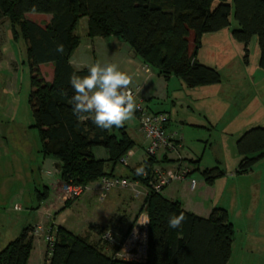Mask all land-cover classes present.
I'll use <instances>...</instances> for the list:
<instances>
[{"label": "trees", "instance_id": "trees-1", "mask_svg": "<svg viewBox=\"0 0 264 264\" xmlns=\"http://www.w3.org/2000/svg\"><path fill=\"white\" fill-rule=\"evenodd\" d=\"M28 14L47 15L52 20L42 27L27 20ZM83 19L89 20L90 39L123 41L159 77L166 80L177 77L189 89L222 83L216 69L198 60L205 35L231 30L232 38L245 46L246 64L249 47L257 39L259 68L264 71V0H233V5L230 0H0V25L8 20L13 41H23L27 47L34 90L31 105L35 128L41 136V153L60 162V178L66 185L88 186L105 176L116 177L106 173L107 164L114 168L122 165V160L136 147L125 124L111 131L101 130L91 120L79 122L72 112L68 101L74 92L69 78L73 73L88 74V70L77 71L71 63L81 45L78 29ZM191 34L196 45L193 54L189 46ZM58 44L64 45L63 54L56 51ZM46 65L54 66L53 83L41 79L39 68ZM63 92L67 95H62ZM98 148L108 152V161L96 158L94 150ZM237 149L242 158L238 175H246L264 159V128L245 133L237 142ZM157 164L156 158L149 159L144 165L146 175H137L136 168L128 179L147 185ZM193 164L199 168L198 162ZM202 175L212 185L226 173L216 168ZM162 194L151 195L139 213L147 212L150 218V250L142 264H229L236 231L228 212L214 209L206 219ZM49 195L50 189L46 187L37 198L38 207ZM181 212L186 217L182 227L170 228L169 217ZM32 232V227L25 229L3 250L0 264H29L34 248ZM113 255L86 238L56 229L51 264H129Z\"/></svg>", "mask_w": 264, "mask_h": 264}, {"label": "rangeland", "instance_id": "rangeland-1", "mask_svg": "<svg viewBox=\"0 0 264 264\" xmlns=\"http://www.w3.org/2000/svg\"><path fill=\"white\" fill-rule=\"evenodd\" d=\"M230 2L233 5V0ZM46 16L28 14L27 20L38 25L41 23L48 25L52 19L48 17L49 21H45ZM7 24L9 22L5 20L0 25V223L2 221L7 223L10 217L5 214L9 210H11L10 215L17 214L14 213L16 203H20L25 208L38 207L37 198L40 193L45 192L48 181L60 178L56 174V165L60 162L55 158L45 157L41 153V136L39 130L35 128L36 121L31 105L34 90L26 44L21 41L15 46L9 35L10 27H7ZM88 24L89 20L83 19L79 25L78 34L81 37V45L76 59L83 63V68H88L99 61L101 64H117L124 72L114 48H110L108 43L92 41L88 37ZM6 32H8L9 39H7ZM208 36L212 38L213 35ZM8 40L12 44V52L16 55L13 66L6 62L7 56L4 55L3 58L1 55V51L6 49ZM207 42L208 44L206 41L202 43L198 51V59L200 63L220 73L222 83L220 88L218 87L220 91L218 94L205 95L203 90L189 89L181 79L172 77L169 80L164 78L148 80L147 87L140 91V96L149 105V109L167 114L177 126L181 127L186 136V147L180 152L183 157L182 165L185 168L193 169L195 167L193 163L198 162L199 167L201 166L204 171L219 168L239 177L238 181H230L228 192L223 196L226 198L228 207L230 206V222L236 231L230 264H264V229L257 228L259 216L255 218L256 211L254 212L253 209L257 194L264 192V180L259 181L264 178V159L256 164L248 174L238 175L242 158L237 149V142L245 133L253 128H264V71L259 68L258 41L254 39L249 47L250 55L247 65L243 44L234 40L232 45L223 43L218 47L213 44L214 42ZM88 45H93L95 52H92V47ZM3 52L5 54L6 50ZM241 68L244 71H241ZM39 70L42 80L48 84L53 83V65H46ZM146 79L147 77H142L137 83H145ZM236 79L239 81L236 82ZM134 87H136L135 81H131L130 88L135 90ZM229 98H232V102H229ZM138 124L139 121L135 114L133 119L125 122L128 133L136 143V147L128 155L130 157L129 166L132 164L145 165L149 160L145 149L147 142L139 129L137 130ZM191 144L200 150L198 161H194L193 156L191 157ZM162 157L163 155L159 154L156 158L157 168L172 170L179 164H176V167L167 168L164 161H161ZM171 158L178 161L177 156ZM112 167L113 165L108 164L106 171L110 172ZM118 167L122 168L121 165ZM203 172L194 173L195 179L204 180L201 174ZM242 176L249 177L242 179ZM218 181L219 179L216 180ZM177 184L168 188L165 195L172 194L174 188L178 187ZM214 184L215 182L212 185ZM216 187L219 189L220 185ZM116 192L118 193L115 194ZM116 192H113L104 203H100L97 196H94L92 206L98 210L107 209L106 212H110L112 210L110 205L114 202L116 195L122 206L114 208L110 218L116 222V225L119 224L118 227L123 232L135 224L143 202L134 199L130 192ZM195 193L183 187L180 193L181 200L186 203L191 201L194 204L197 202L198 197L195 195H198V190ZM223 197L219 194L210 202L216 205ZM239 205L246 206L239 209ZM6 208L7 213H5ZM247 209L250 211L248 214ZM210 216L211 214L206 219ZM42 222L47 225L48 220ZM102 248L107 254L112 252L103 244ZM30 264H44V260L39 257L37 251L33 253Z\"/></svg>", "mask_w": 264, "mask_h": 264}, {"label": "crops", "instance_id": "crops-1", "mask_svg": "<svg viewBox=\"0 0 264 264\" xmlns=\"http://www.w3.org/2000/svg\"><path fill=\"white\" fill-rule=\"evenodd\" d=\"M48 17H50V19H52L51 16H46V18H44L45 21H49ZM26 19H27V15H26ZM40 26L45 27L46 25L41 23ZM7 27H9V24H7ZM6 34H7V39H9L8 32H6ZM212 35H213V36H211L212 38H210L208 35L203 36L202 43H204V41H206V44H208L207 41H209L211 43L214 42L213 44H215L218 47L222 46L223 43H227L229 45H232V43H234L233 42L234 40H232L231 30H226V31H223V32H220L217 34H212ZM213 37H216V38L213 39ZM92 41H96V42L100 41L102 43H108L110 48L112 47L116 50L118 62L124 68V72H126L128 75H130L131 81L132 82L135 81L136 87H134V88H135V91H137L139 94H140L141 90L146 89L148 80H153L154 78L158 79V80H162V77L159 78L154 71H152L151 69L146 67L144 64H142L135 57L131 48L127 44H125L123 41L118 40V39H114V38L109 39V40L95 38V39H92ZM14 43L16 46L18 42H14ZM189 43H190V45H189L190 46V54H193V51H195V48H196L195 36L193 34H191L189 37ZM88 46L89 47L91 46L92 49L94 50V51L92 50V52H95V48L93 45H88ZM5 50H6V52L4 54L3 51H5ZM77 54H78V51L75 53V55L73 56L72 61H71L74 69H76L77 71L88 70L87 67L83 68V63L76 59ZM1 55L3 58H4V55L7 56L5 58L6 62H8L9 64H11L13 66L12 63L15 62L14 57H16V55H15V52H12V44L10 43V40H8V44L6 45V49H3L1 51ZM259 56H260V54H259ZM201 64L204 65V63H201ZM41 67H44V66H41ZM243 67H245L244 64H243ZM241 71H244V69L241 68ZM142 77H147L146 82L142 83V84L137 83L142 79ZM238 81L239 80L236 79V82H238ZM220 86H221V84L217 85V86L205 87V88H196V89H201V91L203 90V92H204L203 94H205V95H207V94L213 95V94H218V92H220L218 90L220 88ZM220 94H222V93H220ZM229 102H232V98L230 99ZM147 106L149 108L148 104H147ZM149 111L156 113V114L163 113V112L153 111V109H149ZM137 127H138L137 130H138L139 124ZM253 129H255V128H253ZM168 130H169L170 134L175 138L177 143L179 142L178 141L179 138H183V142L180 143L181 147L178 148L177 151L171 152V153H161L163 155V157L161 158V161H165L164 162L165 167L171 168V166L176 167V164H178V163L179 164L183 163L182 162L183 157L180 154V152H181V150H183L186 147V145H185L186 136H185L184 132L181 130V127L177 126V124L173 121L172 118H170V121L168 124ZM139 132H140V130H139ZM130 137H131V135H130ZM210 140H211V138H210ZM210 140H209V142H210ZM190 150H191V157L193 156V158L195 159L194 161H198V159L200 158L199 148L198 147L195 148V146L191 144ZM94 154H95L96 158L99 160H102V161H108L109 160V154L104 149H101V148L95 149ZM97 155H98V157H97ZM172 156H177L178 161L176 159H172L171 158ZM128 159H129L128 160V163H129V161H130L129 156H128ZM158 161H160V160H158ZM128 163L121 165L122 168H119L117 166L116 168L112 167L110 172L106 171V170L105 171L107 174L113 173L117 177L131 178L132 177V171L135 170L136 168L140 167V166H139V164L138 165L132 164L131 166H129ZM173 163H175V164H173ZM107 166H108V164H107ZM198 167H199V165H198ZM191 170H192L193 174L196 172H203L204 171V169H201V166L199 168H197L195 166ZM197 170H199V171H197ZM59 171H60L59 170V164H57L56 165V174L59 175V177H60ZM223 172H225V171L223 170ZM227 172H225L226 175L223 178L219 179L218 182L215 181L214 185L207 184L205 179L202 181H198L195 179L194 175L192 174V176L190 177V180L177 184L178 187L174 188L172 194L165 195L166 191L168 189L167 188L163 192L162 195L167 200H169L171 202L180 201L183 205V208L186 211L193 213L195 215H198L200 217H203V218H206L208 215L212 214L213 210L216 208L227 210L228 215H229V219L231 221V214L229 211L230 206L228 207V203L225 200L226 198L223 196L226 195V193L228 192V188L230 187V184H231L230 181H238L240 179H239V177H236L235 175H231ZM244 177L247 178L249 176H242L241 178L245 179ZM191 180L197 181V187L194 191L191 190ZM262 180H264V178L259 179L260 182ZM218 184L220 185L219 189H217V187H216V186H218ZM91 185H92V190H93L91 192V193H93L92 195H87L85 197L83 196L82 198H80L78 200H74V201L71 200L70 201L68 199L69 196H68V193L66 191L67 185L61 181V178H57L56 180L48 181L47 186L50 189L49 198L47 201L41 203V205L39 207H36L33 209L29 208V207L25 208L20 203H16L15 207H14V211H15L14 213H17V214L15 216L10 215L11 210H9V212H8V210L6 208L5 213H7V212L8 213L5 214V216H9L10 218L7 219V223L4 221H2L0 223V253L3 250H5L12 242L16 241L21 236L22 232L25 229L30 228V227H35L37 224L41 223L43 220H48L47 223H49V221L53 220V224L55 225L56 229L61 228V229H64L65 231H67L68 233L72 234L73 236L86 238L89 240V242L92 245H97L98 247H100L103 250H104V248H102V245H101L100 239H99V233H98L99 229L100 230L101 229H112V230L117 231L121 236H124L129 231L130 228L129 229L127 228V230L122 232L118 227L119 224L116 225V222L112 221V218H110L112 211H114V208L122 206V203L120 202L118 197L115 195V198H114L115 200L110 205V206H112L111 207L112 210L110 212H106L107 209L98 210V209L94 208L92 206V202L94 201V196H97V198L99 197V185L97 183H93ZM183 187L185 189L187 187V189H189L192 193H195V192L197 193V190H198V195H195L196 197H198L196 203L193 204L191 201L186 203L185 201L181 200V194L180 193H181V190L183 189ZM219 191H221V192H219ZM218 192H219V194H221V197H223V198L220 199L218 201V203H216V205H214L213 203L210 202V200L216 199L217 195H219ZM117 193L118 192H116L115 194H117ZM208 200H209V204H208ZM255 200H257V201H256V204L254 205V207H253V205H249V207H251V208L253 207L254 212L256 211L255 218L259 216V218L257 220V224H256L257 228L264 229V192L258 193ZM245 206L246 205H239V209H242ZM37 208H39V209L37 210ZM246 211H247V214L250 212V211H248V209ZM95 216H97V217H95ZM4 219H6V218H4ZM106 226H108V227L103 228ZM110 227H113V228H110ZM120 227H122V226H120ZM95 238H96V240H95ZM33 244H34V248H33L30 260H29V264L31 263V258H32L33 253H35L36 251L38 252L39 257L41 259H43L45 262L46 250H45V244H44L43 240L33 238ZM233 247H234V244H233ZM104 252H105V250H104ZM229 264H230V262H229Z\"/></svg>", "mask_w": 264, "mask_h": 264}, {"label": "built area", "instance_id": "built-area-1", "mask_svg": "<svg viewBox=\"0 0 264 264\" xmlns=\"http://www.w3.org/2000/svg\"><path fill=\"white\" fill-rule=\"evenodd\" d=\"M135 97L137 110L135 115L139 121V130L147 142L146 155L149 159L157 158L161 153L175 152L180 148L183 138H179L177 143L168 130L169 116L164 113L155 114L149 111L147 103L140 94L130 88ZM128 157L122 160V165L128 163ZM192 170L179 164L172 170L162 168L154 169L148 184L123 177H103L97 184L99 185L100 203L106 202L109 196L116 191L130 192L134 199L144 202L153 194H162L170 186L190 180ZM147 178V176H146ZM197 187V181L191 180V190ZM66 191L68 199L78 200L91 193L92 185L75 186L67 185ZM33 228L32 237L43 240L45 244V262L51 264L55 253L56 228L53 220L44 224H37ZM100 243L110 248L114 253L113 257L121 262L129 264H142L148 259L150 250V218L147 212L139 215L132 228L121 236L117 231L106 229L99 235ZM119 249L116 253L114 249Z\"/></svg>", "mask_w": 264, "mask_h": 264}, {"label": "clouds", "instance_id": "clouds-1", "mask_svg": "<svg viewBox=\"0 0 264 264\" xmlns=\"http://www.w3.org/2000/svg\"><path fill=\"white\" fill-rule=\"evenodd\" d=\"M32 11H36L35 6ZM56 51L63 54L64 45L58 44ZM69 83L74 94L68 102L79 122L91 120L101 130L111 131L113 127H123L126 121L134 118L137 105L130 90L131 77L117 64L97 61L88 67L87 75L73 73ZM136 173L146 175V166L141 165ZM185 220L183 212L173 214L169 217L168 226L179 229Z\"/></svg>", "mask_w": 264, "mask_h": 264}, {"label": "water", "instance_id": "water-1", "mask_svg": "<svg viewBox=\"0 0 264 264\" xmlns=\"http://www.w3.org/2000/svg\"><path fill=\"white\" fill-rule=\"evenodd\" d=\"M59 170H60V165H59Z\"/></svg>", "mask_w": 264, "mask_h": 264}]
</instances>
